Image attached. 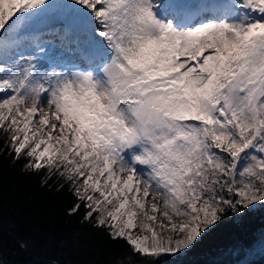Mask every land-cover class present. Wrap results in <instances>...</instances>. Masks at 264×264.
<instances>
[{
  "label": "snow or ice",
  "instance_id": "snow-or-ice-1",
  "mask_svg": "<svg viewBox=\"0 0 264 264\" xmlns=\"http://www.w3.org/2000/svg\"><path fill=\"white\" fill-rule=\"evenodd\" d=\"M5 156L123 240L118 264L264 207V0H0Z\"/></svg>",
  "mask_w": 264,
  "mask_h": 264
},
{
  "label": "trees",
  "instance_id": "trees-1",
  "mask_svg": "<svg viewBox=\"0 0 264 264\" xmlns=\"http://www.w3.org/2000/svg\"><path fill=\"white\" fill-rule=\"evenodd\" d=\"M41 179L0 157V216L9 264H118L129 251L125 242L67 215L71 195L42 186ZM20 239L31 246L13 256L8 249L17 248ZM160 264H264V207L224 221L191 250L162 257Z\"/></svg>",
  "mask_w": 264,
  "mask_h": 264
},
{
  "label": "rangeland",
  "instance_id": "rangeland-1",
  "mask_svg": "<svg viewBox=\"0 0 264 264\" xmlns=\"http://www.w3.org/2000/svg\"><path fill=\"white\" fill-rule=\"evenodd\" d=\"M58 24L59 23H58V19L57 18L48 19V20H45V22L43 24H41L40 26L37 27V31H39V32H47L50 29L57 27ZM46 38L47 39H53L54 42L57 45L58 50H62V49H59V41H55L54 37L49 36V37H46Z\"/></svg>",
  "mask_w": 264,
  "mask_h": 264
}]
</instances>
